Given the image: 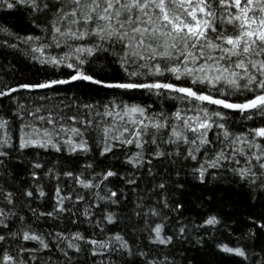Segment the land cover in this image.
I'll use <instances>...</instances> for the list:
<instances>
[{
    "label": "snow or ice",
    "instance_id": "obj_1",
    "mask_svg": "<svg viewBox=\"0 0 264 264\" xmlns=\"http://www.w3.org/2000/svg\"><path fill=\"white\" fill-rule=\"evenodd\" d=\"M16 6L29 10L31 25L40 35L20 36L0 24V33L18 41L3 43L12 48L24 45L25 54L42 66L71 71L67 78L0 86V101L10 100L13 108L9 111L20 121L14 139L11 121L0 111V264H75L85 250L82 245L88 246L93 257L110 259L112 253L123 252L141 257L142 264H174L172 254L161 249L175 247L174 240L191 242V230L179 220L175 232L165 231L168 217L162 209L169 202L164 176L152 187L159 197L157 206L145 207L141 197L132 209L133 216L143 219L149 244L155 249L145 252L137 245L134 253L133 245L120 233L105 239L79 231L38 233L22 210L34 218L58 219L65 213L75 217L76 205L85 202V196L77 192L74 198L71 190L65 193L57 184L51 211L32 208L33 200L47 195L35 184L40 180L37 170L44 164L30 162V183L22 185L13 175V151L51 149L87 155L95 149L98 156L114 160L122 152L123 163L135 170L127 177L111 167L86 176L92 163L83 165L79 174L53 168L44 172L46 178L57 181L61 176L69 178L80 189L91 190L93 196L113 205L120 203L123 190L114 191L105 182L119 176L126 184L139 187L137 172L145 166L148 176L157 175L154 160L176 168L191 162V174L200 183L209 175L216 179L228 173L223 178L246 188L250 203L257 193L264 198V121L237 132L229 116L235 112L245 122L264 118V0H0V9ZM104 60L115 64L123 76L98 78L95 70H86V65ZM78 81L125 93L143 90L161 98V103L171 99L179 104L168 112L114 97L105 103H80L79 98L50 103L59 86ZM24 92L45 94L35 97L38 102L26 104L18 95ZM162 171L171 179L167 169ZM101 185L106 195L97 191ZM98 206L87 202L79 215L91 221V209ZM182 207L176 203L172 210L178 212ZM150 217L157 219L150 222ZM104 221L115 223L114 213H107ZM221 223L219 216L209 215L192 227L213 230ZM95 225L103 232L100 221ZM259 234H264V212L247 217L243 236L235 238L236 246L220 243L217 248L241 258L243 264H264V249L255 251L251 243ZM192 239L202 246L205 236ZM29 242L34 246L28 247ZM53 249L62 259H53ZM45 252L47 256L42 255ZM150 252L156 254L150 256Z\"/></svg>",
    "mask_w": 264,
    "mask_h": 264
},
{
    "label": "trees",
    "instance_id": "obj_2",
    "mask_svg": "<svg viewBox=\"0 0 264 264\" xmlns=\"http://www.w3.org/2000/svg\"><path fill=\"white\" fill-rule=\"evenodd\" d=\"M28 9L22 6H16L12 10L0 9V24L8 27L11 31L19 34L20 36H26L29 34L40 35L39 31L32 27L30 18L28 15ZM7 40L8 44L18 43L11 37H7L0 33V86L7 84L15 86L18 83H30L48 80L67 78V75L71 70L67 68H60L53 70L51 67L42 66L39 63L33 61L25 54L27 49L24 45H20L19 48H12L3 42ZM86 70L90 72L95 70L99 74L98 78L116 79L123 76L119 68L108 60L96 61L86 65ZM52 93V90H47ZM45 93H19L21 100L28 104L35 101L37 95H44ZM116 98L117 100L123 99L128 103L139 104H151L157 110L161 107L165 111L171 112L176 109L179 102L171 99L163 100L161 98L146 94L145 91H133L123 92L122 90L104 89L99 88L96 85L89 84L87 82L78 81L70 85L59 86L56 90L51 104H56L60 101L68 103L70 100L79 98L80 103H93L99 101L101 103L107 102L110 98ZM0 111L4 116L8 118L10 123V134L14 139L17 138L18 128L20 121L12 116L9 109L13 108V104L10 100L5 98L4 101H0ZM230 126L234 131H243L247 126H252L254 122L256 124L264 121V118L256 117L255 121H243L241 117L235 113L230 112ZM95 150L90 154H75L69 155L68 153H56L49 149L44 151L43 149H27L23 152H12V168L13 175L19 177L18 183L27 186L30 183L29 173L31 171L30 162L33 160H39L44 164V168L37 170L40 175V180L35 184H39L43 187V190L47 195L42 199H35L31 202V207L38 211H51L54 201L52 199L54 189L57 184L60 185L62 191L68 193L71 190V194L75 198L77 192H82L85 196V202L78 203L76 205L77 215L71 217L68 213L61 215L58 219L50 217H38L34 218L25 209L21 211V214L25 216L27 221H31L32 227L38 233L49 232H76L79 231L85 236H94L96 239H105L115 233H120L133 245V252L135 253L137 245L140 250L147 252L149 248L155 249L157 246L149 244L148 233L144 231L145 225L143 219L133 216L132 209L134 204L139 202L141 197L143 198V204L145 207L157 206L159 197L156 191H152L154 184L160 182L161 176H164L167 185L168 192L166 193L169 207L162 209V214H166L168 219L166 221L165 231L168 234H172L177 229V220L188 226L191 230V236L189 237L190 243L181 241L176 243L175 247L168 246L167 249H161L165 254L171 253L170 259L174 261V264H243L241 258L226 254L217 248V244L227 243L230 246H236V237L243 236L246 229L247 217L250 215H259L264 212V198H261L257 193L254 198V203H250V197L246 188L239 184H232L227 177L229 174L224 173L223 177L217 176L213 179L211 175L206 177L204 183H200L198 179L191 174L192 163L185 161L181 168L169 165L166 162L153 161V165H157L153 168V171L157 174L155 177L148 176L147 166L143 171L137 172L140 177L136 185H128L119 176L110 178L105 182L112 190L117 191L122 189L123 196H121L120 203L113 205L105 203L93 196L91 190L80 189L69 178L61 176L59 181L50 177H45L44 172L46 169L53 168L56 172H64L72 170L79 174L82 166L87 163H92L93 168L87 169L85 175L90 173H100L105 169L111 167L117 171L120 175L127 177L131 169V166L123 163L125 159L124 154L117 153L118 159H111L110 157H100ZM39 153V156L36 155ZM167 169L168 176L162 171ZM179 172V176L176 173ZM182 184V188H175V185ZM8 187V185H5ZM135 188V192L133 191ZM100 195H106V189L104 185H101L97 190ZM87 202H93L98 204V207L91 209L92 220L88 221L85 217L79 215V211H82L87 206ZM176 203L183 205L182 209L178 212L173 211V206ZM67 206V205H66ZM107 213H114L115 223L108 224L104 221V216ZM209 215H217L220 217L222 223L216 226L215 229L210 230L207 228H194L193 224H201ZM72 219L76 220V223H72ZM151 220L157 218L150 217ZM100 221V227L103 228V232L96 227L95 222ZM227 224L228 228L224 225ZM187 234V230H186ZM200 234H204L205 241L203 245L195 243L193 237H197ZM254 245L255 251H261L264 249V234H259L255 241H251ZM28 247H33L34 242H29ZM85 250L82 251L75 260V264H101L103 260L105 264H142V258L136 255L128 256L126 253L117 252L108 257H93L86 250L88 246L82 245ZM155 252H150L149 255H155ZM47 256L48 253H42ZM62 257L60 253L53 249V259Z\"/></svg>",
    "mask_w": 264,
    "mask_h": 264
}]
</instances>
